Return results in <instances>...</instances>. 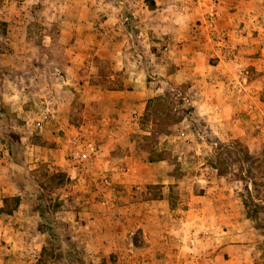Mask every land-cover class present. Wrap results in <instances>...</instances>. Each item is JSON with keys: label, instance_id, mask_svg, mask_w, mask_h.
Instances as JSON below:
<instances>
[{"label": "rangeland", "instance_id": "obj_1", "mask_svg": "<svg viewBox=\"0 0 264 264\" xmlns=\"http://www.w3.org/2000/svg\"><path fill=\"white\" fill-rule=\"evenodd\" d=\"M2 1L1 19H9L12 15L27 19L23 26L35 31V37L30 41L34 45L48 47L51 55L62 66L61 74L74 83V94H78L79 98L74 105L73 122L81 120L80 125L83 124L84 129L88 127L97 133L82 137L92 139L98 146L101 145L103 150L104 146L107 147L104 152L108 153V147H112L113 154L122 156L118 159L121 161V167L146 162L147 164L140 168L139 174L145 177L154 173L159 175L158 184L147 186L151 195H159L166 184L162 181L170 177L175 182L169 185L175 187L185 185L178 181L180 178L206 172L243 178L241 193L246 194L249 187L250 199L253 201L249 204V215L244 207L242 227L245 230L250 226L257 227L260 234L255 241L258 243L251 251L254 257L252 264H264V202L260 200H264V186L261 185L264 181L261 176L264 171V0H218L224 6L222 17L217 27L209 28L216 35L217 43L221 37H225L227 42L219 44L217 48H221L222 58L232 54L238 55L247 68V77H238L243 80L244 87L241 90H238L227 72L223 74L226 84L222 85L223 87L219 83L215 85L214 91L220 88L219 94L223 99L221 105L215 101L205 102L207 96L211 97L213 94L217 97V92L210 94L208 87H194L190 81L179 83L170 72L167 73V68L160 71L161 62L174 57L173 53L165 49L169 40L164 38V29L171 24V18L174 16L165 0H17L14 3H11V0ZM192 9L193 7L187 8L184 14L197 10ZM199 12L195 14L197 17L200 16ZM188 17L190 18L184 19V22L177 23V26L185 30L202 26L203 22L198 18H192L191 15ZM210 18L208 17V21ZM20 24L23 27L22 23ZM205 29L204 27L202 30ZM151 33L155 34L154 38L149 36ZM217 33H220V37ZM143 47L151 52L153 48L158 50V58L161 59L158 60L156 77L157 81L164 84L163 90L159 96L156 95V99H150L149 113L151 117H158L156 125L161 127V130L157 128V137L147 140L153 144V149H165L170 152L171 156L166 160L147 161L146 159L152 156L140 150L139 137L142 132L138 131V128H146L147 120L143 121L144 116L139 127L128 124L119 128L122 131L116 138L110 139L114 142H109L108 146V90L129 88L127 76L120 69V65L123 60L134 62L137 55L143 53ZM142 55L144 59H150L149 56ZM210 59L212 62L219 61L215 54L211 55ZM201 60L204 61V58ZM5 73L4 76H8L9 72ZM54 74L39 71V84L32 87L39 90L44 87L45 80L56 81ZM246 94H249L246 100L251 98L255 102V110L250 113L246 112L241 103L243 95ZM99 95L103 96L98 97ZM27 104L25 99L19 103L15 102L13 108L5 104L13 128L20 137L28 139L26 137L29 135L30 142L34 144L40 145L42 141L46 143L47 139L34 125L37 106L34 104L31 108ZM20 105L23 108H20ZM86 107L90 112L82 114ZM207 107L223 109L225 131L217 126L216 117L212 118L208 126L207 119L201 114ZM155 108L156 114L153 113ZM239 109L241 111L236 114V120L232 113ZM2 123L0 119V126ZM233 123L238 126L231 129L235 125ZM149 129L151 128L147 131ZM182 130L185 135L181 134ZM9 149L10 147L0 140V205L5 197L16 195L17 190L8 169ZM97 161L93 167L90 166L89 177L93 186L91 194L102 191L101 179L107 172L102 162ZM30 163L33 165V162ZM36 172L44 189L22 193L21 206L12 214L0 217V264H61L52 249L54 236L73 248L77 255H84L83 249L78 247L73 239V225H76L73 224V219L77 214L76 208L70 206L76 204L74 195L86 193L84 188H75L76 178H72V174H67L63 186L56 187L57 180L52 179L56 171L39 166ZM128 176L133 179V185H138L137 176ZM251 177L257 182V186L252 185ZM115 179L117 181L119 177ZM115 183L118 189L120 184ZM122 189L120 186L119 190ZM252 217L254 219H251ZM24 229L27 233H24ZM34 253L37 255L35 259L32 257Z\"/></svg>", "mask_w": 264, "mask_h": 264}, {"label": "crops", "instance_id": "obj_2", "mask_svg": "<svg viewBox=\"0 0 264 264\" xmlns=\"http://www.w3.org/2000/svg\"><path fill=\"white\" fill-rule=\"evenodd\" d=\"M16 1L11 0V3ZM188 6L173 11L171 24L164 29L166 34L164 38L167 37L169 40L165 49L173 53L174 57L163 60L160 71L167 68V73L170 72L179 83L190 81L194 87H208L210 94L217 92V97L213 94L211 97L207 96L205 102L215 101L221 105L223 99L219 94L220 88L214 91L215 85L226 84L223 74L227 72L238 90H241L244 86L243 80L239 78L247 77V68L238 55L232 54L222 58L221 48L217 47L227 42L226 38L221 37L217 43L216 35L209 28L217 27L222 17L224 7L222 3L218 0H198L189 6L193 7L192 11L197 10L191 14H184ZM197 11L199 17L195 15ZM210 13L213 16L208 21ZM190 15L201 20L202 26L186 30L177 26V23L184 22ZM239 19L241 21L240 14ZM0 20L7 22L8 26L6 33L0 37V65L5 72H9L3 80L2 101L12 108L15 102L19 103L24 99L28 101V107L33 108L34 104L37 106V119L34 125L40 129L47 141L37 145L30 142L29 135L26 137L28 139L20 137L25 163L29 169L37 173L39 166H46L49 170L72 174V178H76L75 188L77 190L84 188L86 193L74 195L76 204L70 206L76 208L77 214L73 219V224H76L73 225L75 228L73 239L84 251L85 264L254 262L251 251L258 243L255 241L260 233L257 227L250 226L247 230L242 227L245 207L241 193L243 178L206 172L201 175L185 176L186 179L180 178L178 181L185 185L175 187L169 185L175 182L170 177L162 181L166 184L159 195H151L147 186L158 184L159 175L154 173L145 177L139 174L140 168L146 165V162L121 167L119 164L121 161L118 159L122 156L113 154L112 147H108L107 153L104 152L107 147L104 146L103 150L102 146H98L92 139L82 137L97 133L87 126L84 129V125H80L81 120L73 122L72 113L79 98L78 94H74V83L62 75V66L51 55L48 47L34 45L30 41L35 37V31L23 26L27 19L12 15L9 19L0 17ZM239 25L241 26V22ZM203 26L205 30H202ZM149 36L154 38L155 34L151 33ZM217 36L220 37V33H217ZM152 42L155 43L153 40ZM141 49L143 53L138 54L134 62L123 60L120 65V69L127 76L129 88L108 90V146L109 142H114L110 139L116 138L115 136L122 131L119 128L128 124L136 126L140 124L150 99L159 96L163 90L164 84L157 81L156 77L159 51H155L154 48L152 52L144 47ZM142 54L149 56L150 59L148 57L144 59ZM213 54L219 57V61H211L210 56ZM39 71L55 73L56 81L45 80L42 89L33 88L32 86L39 84ZM101 96L103 95L98 97ZM248 96L249 94L243 95L241 103L246 112L250 113L255 110V102L251 98L246 100ZM240 111L241 109L232 113L236 120V114ZM86 112H90L87 107L82 110V114ZM201 114L205 120L207 119L208 126L212 118L216 117L217 126L225 131L223 109L207 107ZM39 120H42L40 127L37 126ZM237 126L238 124H235L231 129ZM138 131L142 132L141 135L147 133L146 128L139 127ZM76 149L83 150L86 154L82 165H77L71 159V154ZM249 149L251 150L250 147ZM97 160L102 162L107 172L101 179L102 191L91 194L93 186L89 177L90 166L97 164ZM146 160L156 161L150 158ZM30 162H33V165ZM8 169L10 171V163ZM128 174L138 177L139 180L136 181L138 185L131 183L133 179ZM117 176L119 180L116 181ZM105 179H108V184ZM115 182H119L118 187L121 186L124 190L117 189ZM16 187V195L21 196L25 193L17 184ZM134 188L137 189L133 190ZM245 225L246 223L243 226ZM23 231L27 233L26 229Z\"/></svg>", "mask_w": 264, "mask_h": 264}, {"label": "trees", "instance_id": "obj_3", "mask_svg": "<svg viewBox=\"0 0 264 264\" xmlns=\"http://www.w3.org/2000/svg\"><path fill=\"white\" fill-rule=\"evenodd\" d=\"M2 0H0L1 6ZM7 31V22L0 20V34H4ZM0 52H1V41H0ZM4 69L0 65V119L3 121L2 125L0 126V140L2 143L8 145L9 149V163H10V171L13 176L14 181L20 188L22 192H32V191H42L44 189L40 184V178L36 175V173L29 169L28 165L25 163V153L22 147V143L20 140L19 134L14 130L10 115L8 113V107H5L4 102L2 101L1 94L3 92V76H4ZM157 97L153 98L156 99ZM152 99V100H153ZM155 112V113H154ZM150 113V102L148 103L144 119L143 121L146 122V128L150 127L149 131H147L146 135H141L139 139L141 142L139 145L144 146L141 151L144 153L147 152L149 156H152V160H160V159H168L171 154L169 151L165 149H153L152 143H148L149 140H153L158 135V130H161V127H157L156 120L158 117H151L149 116ZM154 114L157 113V109L153 111ZM149 116V117H148ZM158 128V130H157ZM152 144V145H151ZM248 151V150H247ZM249 158V157H247ZM67 174L65 172H56L52 175V179L57 180V186H63ZM261 176L264 179V171L261 172ZM252 185L255 187L257 186V182L251 177ZM262 186H264V181H262ZM247 193L242 194V198L244 201V205L246 208V213L249 215V204L252 203L251 200V190L247 187ZM262 202L263 199L260 198ZM22 198L20 195L14 196H7L3 199L2 205H0V217L3 215L12 214L15 210L19 208L21 205ZM251 219H254L253 217ZM54 247H52L53 251L55 252V257L61 262V264H85L84 258L77 255V253L67 245L62 239L54 236L53 239Z\"/></svg>", "mask_w": 264, "mask_h": 264}, {"label": "built area", "instance_id": "obj_4", "mask_svg": "<svg viewBox=\"0 0 264 264\" xmlns=\"http://www.w3.org/2000/svg\"><path fill=\"white\" fill-rule=\"evenodd\" d=\"M167 2L168 7L170 10L175 11L180 8L184 9L189 4H192L194 2H197L198 0H165ZM213 14L210 13L209 17H212ZM42 125V120H39L37 122V126L40 127ZM181 134L185 135L184 131H181ZM71 159L73 162H75L77 165H82L84 160L86 159V154L83 150L76 149L71 154ZM105 182L108 184V179H105ZM133 236V235H132ZM32 257L35 259L37 255L34 253Z\"/></svg>", "mask_w": 264, "mask_h": 264}]
</instances>
